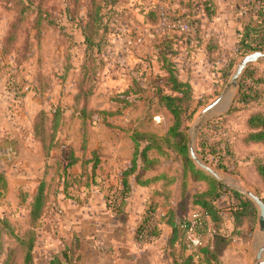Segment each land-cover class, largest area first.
Here are the masks:
<instances>
[{"label":"rangeland","instance_id":"rangeland-1","mask_svg":"<svg viewBox=\"0 0 264 264\" xmlns=\"http://www.w3.org/2000/svg\"><path fill=\"white\" fill-rule=\"evenodd\" d=\"M202 2L203 0H116L105 12L103 11L105 8L102 10L104 18H110L112 32L109 35V45L100 57L103 64L98 75L97 95L92 97L90 103L96 113L91 119H86L85 123H82L84 120L78 119L73 111L74 81L78 77V69L83 62L82 52L76 49L74 51L76 55L73 58L72 47L69 46L68 53H66V45L60 43L64 41L59 35L60 22L58 20L71 17L87 18L89 12L93 10L90 0H0V171L6 172L9 177V180L0 179V211H4L2 213L23 221L26 204L20 203H23L24 194L28 195L40 182L45 183L47 193L56 191L60 183L58 177L61 169L56 160L69 155L68 146L71 144L87 143L90 127L96 128L93 139L97 141L107 139L112 142L114 139L112 137H120L121 133L113 132L115 133L113 134L109 131L106 133V127L124 126L133 131L144 130L149 133L154 132L159 136L165 134L171 125L172 117L157 102L156 94L157 88L167 91L165 85L169 76L168 72L171 70L168 62L159 61L162 51L160 44L162 45V42L167 40L174 42L173 60L178 64L183 79H192L195 93L201 87L198 74L200 72L203 74L202 69L204 73L206 70L208 82L212 84L207 89L204 86L203 95H195L196 98L207 97L201 101L200 106H194L198 114L187 130L188 141L192 137L196 148V137L203 124L219 115H225L221 124L226 132H221L216 140L224 137L230 144L235 158V167L233 173H222V175L227 181L233 183L237 190L238 188L253 192L255 190L264 200V185L257 183L254 171L257 161L264 162V146L261 144L247 145L243 142V136L248 132L246 126L248 116L264 110V91L261 98L251 108L232 109L241 80L240 77L237 88L230 84L231 76L237 65L228 80L222 84L217 78V72L206 63L200 71L190 69L188 63L194 62L196 58L193 45L197 46L198 41L201 40L199 35L204 30L203 24L201 27L192 25L188 38L187 34L175 31H167L160 36H151L153 28L158 24L160 10L171 17L178 16V14L190 15V17L204 16ZM215 2V18H232L231 29L233 31L242 21H247L251 17L243 6L246 0H215ZM38 17L40 20L36 25ZM10 22L11 24L14 22L10 27V34L14 33V36L9 42L10 48L8 49L14 48L3 53L2 39L7 34ZM65 26H67L66 23ZM234 35L236 38L230 39L229 45L233 41L231 48L236 50L237 33ZM125 38L131 47L128 51H122L119 48L121 41ZM16 46L19 47L18 52ZM15 47L16 50H14ZM261 52L264 53V50ZM231 53L233 55L234 52ZM66 54H71L69 60ZM241 59L237 58L238 63ZM66 66L70 69L67 74L63 70ZM250 66H254L264 76V58ZM63 75L66 77L65 80L62 79ZM36 80L47 89L40 91L36 87ZM138 82L144 89L138 104H135L136 101L125 104L112 100L131 84ZM220 95H223L221 105L215 106L203 119L198 120L190 136V129L199 113ZM231 98L233 100L230 102ZM57 108L63 112V120L60 124L61 118H59L58 127L60 129L53 137L52 144L54 142L55 145L49 152L46 151V147L50 134L45 136V147L43 148L31 135L32 126L36 114L46 112L50 115ZM122 111L125 114L122 115ZM154 116L159 118L154 120ZM206 132L209 134L211 130ZM216 132L219 133V130ZM76 133H78L77 137ZM126 136L127 134L122 135V139L126 140ZM220 146L225 147V143ZM10 147L15 153L7 158L6 152ZM148 160L157 164L155 176L158 180L156 183L161 182L159 183L161 191L158 190L159 186L158 189L155 188L157 195L155 194L156 197L150 202L148 208L149 206L150 208L161 207L170 199V193L166 195L168 190H172L171 188L181 175H184L181 161L170 150L152 151ZM149 174L153 173L149 172ZM10 181L13 184L11 190L9 189ZM85 182L86 179L82 185ZM161 184H165L167 188ZM64 185L60 184V187ZM112 197L111 203L118 206L121 201L120 194L115 193ZM167 204L170 203L167 202ZM58 206L53 196L50 202L51 210L60 214ZM6 241L14 242L10 239ZM258 246L259 243L254 246V254L252 250L249 252V264L252 263ZM247 257L248 254H243L241 248L233 242L224 254L223 263L246 264Z\"/></svg>","mask_w":264,"mask_h":264},{"label":"trees","instance_id":"trees-1","mask_svg":"<svg viewBox=\"0 0 264 264\" xmlns=\"http://www.w3.org/2000/svg\"><path fill=\"white\" fill-rule=\"evenodd\" d=\"M115 1L116 0H90L93 10L89 12L87 18L71 17L59 18L58 20L60 22L58 29L59 35L64 41L60 43L66 45V53H68L69 46L72 47L73 58L74 55H76L74 53L76 49H80L82 52L83 62L78 69V77H76L77 79L74 81L75 93L73 95V111L77 114L78 119L84 120L82 123H85L86 119H91L93 114L96 113L90 103L96 92L98 75L103 64L100 58L101 53L109 45V35L112 32L110 18H104L105 16L102 10L105 8L103 10L105 12ZM215 3V0H203L201 4L204 6V16L196 15V17H190V15L185 16L182 14H178V16H183L191 22L196 23L198 27H201V18H204V23H210L212 19L215 18ZM243 6L247 12L251 14V17L248 18L247 21H242L236 29V50L233 55L227 57L224 64L219 67L217 78L221 84L223 82L225 83L231 76L238 63L237 58H243L245 55L252 52H261L264 50V0H246ZM39 20L40 18L38 17L36 25H38ZM65 23L67 26H65ZM13 24L14 22L8 24L7 34L2 39L1 50L3 53H5V51L9 52L14 48L8 49L10 48L9 42H11L14 36V33L10 34V27H12ZM200 42L202 41L199 40L198 44ZM16 47L14 50H16ZM160 48L162 51L160 50L161 54L159 56V61L168 62L171 71L168 72L169 76L165 85L167 91L165 90V92L163 88H157V102L170 113L172 122L163 136L156 135L154 132H145L144 130H132L130 139L134 144V154L132 165L124 171V176H127L128 173H131L135 169L137 157L142 162L146 163L149 159V153L152 151H172L180 159L184 172V175H182L181 201L178 205L180 213L186 212L189 202L199 206L200 212L208 217V219L204 221V229H206L209 222L211 223L212 229L215 231L212 236V244L203 245L198 249L197 254H201L204 264H222L220 257L233 240L239 238L238 240L244 245L250 244L253 231L257 227L258 211L254 203L247 197H244L236 188L228 187L224 183L217 181L215 178L199 169L191 160L188 151L187 130L198 114V112L194 110V106H200L201 101L207 96L196 98V93L189 80L183 79L181 76L178 64L173 60V56L175 55L174 42L171 40L164 41L162 45L160 44ZM18 49L19 47H17V52ZM205 52L208 62L214 63L218 60V44L213 38H209L205 41ZM66 57L69 60L71 54H66ZM165 57L169 59L166 60ZM73 68L74 70L76 69L75 65ZM63 70L66 74L70 71L67 66L63 68ZM65 78L66 77L63 75L62 79L65 80ZM36 87L40 91L47 89L37 80ZM143 90L139 82L133 83L122 93L116 95L112 100L131 104L135 102V100H129L124 96L134 95L137 96L135 99L140 100ZM263 91V74L255 69L254 66H249L241 76L232 109L242 110L251 108V106L261 98ZM224 117L225 115H219L207 121L203 124L196 137V150L198 155L220 174L233 173L235 167V158L230 144L224 137L216 140V137H220L219 135L221 132H226L221 124ZM59 118H61V124L63 112L58 108L50 115L46 112H39L35 116L32 126V135L43 148L45 147V136L50 134L46 151L50 152L54 148L55 144L54 142L52 144V141L53 137L55 134H58L60 129V127H58ZM246 126L248 132L243 136V142L247 145L261 144L264 146V110L252 113L248 116ZM207 130H211V132L208 134L206 132ZM217 130H219V133L216 132ZM223 143H225V147L220 146V144ZM68 157H70V152ZM64 171H66V167ZM254 171L256 173L257 183L264 185V162L257 161ZM187 173L188 175H186ZM188 176H190L193 181H205L207 189L201 193L189 195L185 190ZM1 178L3 179V176L0 174V179ZM127 188L128 184L126 179H122L120 188L115 191L113 195L119 193L121 201L123 202L126 197ZM254 193L259 197L255 190ZM48 195L45 183L40 182L36 192L31 197L27 227H23L19 223H13L5 217L0 219V264H35L33 250L37 239L36 231L48 204ZM27 197V194L23 195V202ZM260 199L264 202L261 197ZM111 200L113 201V197L109 198L110 206L119 207L112 204ZM222 201H224V203ZM224 213H228L232 217L234 223V229L228 235H222L219 231L223 224L222 215ZM184 219L185 218H182L178 223L172 226L173 237L180 238L179 241L183 245H185L184 231L180 222ZM148 223V220L143 221L138 227L137 232L140 233ZM151 234H155V230H152V232L150 231L149 235ZM8 239L11 241L14 240V242L8 243L6 241ZM190 260H192V258L188 257L186 263L194 264L190 262Z\"/></svg>","mask_w":264,"mask_h":264},{"label":"crops","instance_id":"crops-1","mask_svg":"<svg viewBox=\"0 0 264 264\" xmlns=\"http://www.w3.org/2000/svg\"><path fill=\"white\" fill-rule=\"evenodd\" d=\"M232 20V18H213L210 23H204V18H201L205 32L203 30L199 35L202 42L197 46L193 45L196 58L194 62L188 63L190 69L200 71L206 63L218 75L220 65L222 66L225 59L232 55L231 52H235L231 48L233 41L229 45V40L236 38L234 35L236 29L234 31L231 29ZM208 38H213L218 44L219 58L214 63L208 62L206 58L205 41ZM126 40L125 38L121 41L122 46L119 44L122 51H128L131 48L129 41ZM202 70L203 74L201 72L198 74L201 87L198 89L199 92H196L197 95L204 94V86L206 89L212 86L208 82L206 70L205 73L204 69ZM137 80H140L139 77ZM189 82L193 86L192 79ZM97 91L98 89L94 97ZM124 97L135 100L136 104L139 102L135 99L137 96ZM221 102L222 99L219 102L220 105ZM121 114H125L124 111ZM5 129L8 130L6 126ZM129 130L124 126L106 127V133L108 131L121 133L120 137H112L115 140L109 142L107 139L94 140L96 128L90 127L87 143L71 144L68 146L70 157L65 156L63 160H56L57 165L61 166L58 177L60 183L56 191L48 193L49 201L39 221L33 250L35 264H187L188 257L192 258L190 262L194 264H204L201 254L190 253L179 241L180 238L173 237V224L178 223L182 218L189 217L195 211H200L199 206L189 202L186 212L180 213L178 205L181 201L182 175L171 188L172 190H168L166 194L170 193V199L167 200L170 204L165 202L163 206L156 208H150V206L148 208V205L156 197L155 194L157 195L155 188L158 189V186V190L161 188L159 185L161 182L156 183L157 164L149 160L144 163L137 157L135 169L124 176V171L132 165L134 154V144L130 139L132 129ZM124 133L127 134V141L125 138L122 139ZM65 167L66 171H64ZM0 174L4 179L9 180L6 172L0 171ZM85 179L86 182L82 185ZM122 179H126L128 184L126 197L123 202L120 201L119 207H112L109 198L120 188ZM60 184L65 185L60 187ZM161 185L165 186V184ZM37 187L38 185L29 192L26 200L20 203L26 204L23 221L2 213L4 211H0V219L5 217L13 223L27 227L29 204ZM185 187L187 193L193 195L205 191L207 184L203 180L193 181L188 176ZM9 189H13L11 181ZM53 196L59 204L60 214L51 210L50 202ZM222 216L223 224L219 231L222 235H228L234 229L233 219L228 213ZM146 220L149 221L150 231L155 230V234L143 240L140 239L137 230ZM207 225L211 227V223L208 222ZM256 234L255 228L249 245H244L238 240L239 238L233 240L220 257L221 263L224 264V254L234 242L241 248L243 254H248L246 264H249V252L252 250L254 254ZM206 244H212V237H206L204 245Z\"/></svg>","mask_w":264,"mask_h":264},{"label":"water","instance_id":"water-1","mask_svg":"<svg viewBox=\"0 0 264 264\" xmlns=\"http://www.w3.org/2000/svg\"><path fill=\"white\" fill-rule=\"evenodd\" d=\"M264 58V53L260 51L252 52L250 54L245 55L237 64L236 69L234 73L231 76L230 84L234 87H238V81L242 75V73L245 71L246 68H248L250 65L256 63L258 60ZM223 95H220L218 98H216L212 103L207 105L205 108L202 109V111L197 116L194 124L192 125L190 129V136L191 132L194 130V126L196 125L197 121L200 119H203V117L210 112L215 106H217L222 99ZM233 100L231 98L230 102ZM229 102V104H230ZM188 151L189 156L193 163L202 171L206 172L213 178H215L217 181H220L224 183L228 187H234L235 185L225 179V177L220 174L218 171H216L214 168L209 166L203 159L198 155L197 150L194 145V140L192 137H190L188 141ZM235 188V187H234ZM238 191L244 194L249 200H251L254 205L257 208L258 216H257V234L254 239L255 246L259 243V246L255 252V257L251 264H264V202L258 197L253 191L244 189L240 190L238 188Z\"/></svg>","mask_w":264,"mask_h":264},{"label":"built area","instance_id":"built-area-1","mask_svg":"<svg viewBox=\"0 0 264 264\" xmlns=\"http://www.w3.org/2000/svg\"><path fill=\"white\" fill-rule=\"evenodd\" d=\"M159 15L160 18L158 24L153 28L151 36H160L167 31H175L187 34L186 37L188 38L190 36L188 35V32L190 31L192 25L196 26V23L191 22L182 16L171 17L168 13L161 10ZM157 119L158 118H154V120ZM14 153L15 152L10 147L7 149L6 157L9 158L14 155ZM207 219V215L201 213L200 211H195L189 217H186L182 222H180V225L184 231L185 248L192 254L197 253L198 249L204 245L206 237H212L215 232L214 229L208 225L206 229H204V221ZM149 232L150 225L144 226V228L139 233L140 239L142 238L144 240L150 237Z\"/></svg>","mask_w":264,"mask_h":264}]
</instances>
